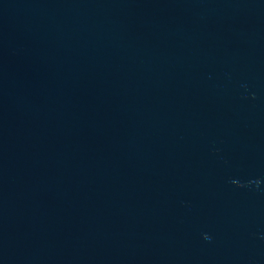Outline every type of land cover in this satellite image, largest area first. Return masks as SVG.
<instances>
[{"label":"water","instance_id":"95a60500","mask_svg":"<svg viewBox=\"0 0 264 264\" xmlns=\"http://www.w3.org/2000/svg\"><path fill=\"white\" fill-rule=\"evenodd\" d=\"M0 264H264V0H0Z\"/></svg>","mask_w":264,"mask_h":264}]
</instances>
